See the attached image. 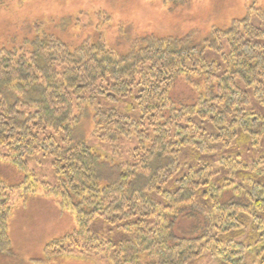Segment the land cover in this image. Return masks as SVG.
Here are the masks:
<instances>
[{
  "label": "trees",
  "instance_id": "16d2710c",
  "mask_svg": "<svg viewBox=\"0 0 264 264\" xmlns=\"http://www.w3.org/2000/svg\"><path fill=\"white\" fill-rule=\"evenodd\" d=\"M250 14L259 26L246 16L201 39L144 36L122 54L99 42L70 47L38 27L21 48H0V160L26 171L27 157L49 155L55 183L41 182L43 195L78 224L34 264L64 255L66 241H97L87 229L96 218L132 235L110 245L113 264H190L206 254L264 264V10ZM179 77L188 101L174 92ZM86 118L102 142L135 136L131 161L90 148L76 130ZM219 142L218 162L201 161ZM15 189L0 180L6 260L17 258L8 233Z\"/></svg>",
  "mask_w": 264,
  "mask_h": 264
},
{
  "label": "rangeland",
  "instance_id": "374dc122",
  "mask_svg": "<svg viewBox=\"0 0 264 264\" xmlns=\"http://www.w3.org/2000/svg\"><path fill=\"white\" fill-rule=\"evenodd\" d=\"M255 9L264 10V0H0V48H21L25 38L35 37L38 27L43 35H50L70 47L99 42L111 52L122 54L131 43L144 36L192 34L201 39L210 37L216 29H224L233 19L246 16H251V21L259 26L256 16L250 14ZM206 56L220 60L214 53L208 52ZM180 78L176 79L174 92L188 101L191 92L189 94V89L179 84ZM76 130L102 157L109 158L113 154L122 161H131L127 154L137 146L135 136L121 138L115 144L102 142L94 136L87 118ZM261 147L264 149V144ZM238 151L241 158L247 160L255 154ZM220 153L219 142L213 154L199 158L213 164L218 162ZM227 154L228 150L222 152V155ZM179 156L193 159L189 150H181ZM26 160V171L0 160V180L7 186H18L8 193L12 207L8 233L17 258L6 260L0 256V264H34L32 259L42 257L43 246L48 241L78 227L74 211H59L54 198L43 195L41 182L55 183L51 157L38 152ZM25 187L35 191L24 190ZM87 229L97 241L91 244L79 238L66 241L64 255L54 256L42 264H113L114 251L110 245L115 246L132 236L101 218L90 221ZM221 263L206 254L190 264Z\"/></svg>",
  "mask_w": 264,
  "mask_h": 264
}]
</instances>
